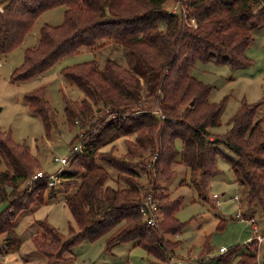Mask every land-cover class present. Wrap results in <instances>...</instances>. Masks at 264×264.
<instances>
[{"label": "trees", "instance_id": "16d2710c", "mask_svg": "<svg viewBox=\"0 0 264 264\" xmlns=\"http://www.w3.org/2000/svg\"><path fill=\"white\" fill-rule=\"evenodd\" d=\"M60 5L66 6L63 22L41 26L37 43L25 49L11 81L42 75L65 56L112 38L127 49L128 63L107 58L100 67L91 59L61 69L85 95L81 100L63 95L67 125L73 130L79 121L86 129L71 141H82L83 151L71 155L57 182L67 191L77 187L65 199L76 226L70 224L66 235L38 220L41 230L31 236L47 264L70 259L65 254L72 247L108 233V249L133 242L153 264H169L181 243L173 236L186 221L177 216L182 196L172 198L159 181L175 174L177 162L191 170L200 195L210 199V180L222 172L218 158L224 157L236 181L248 186V203H258L264 212V111L258 114L264 101L243 99L229 128L218 132L227 98L211 100L213 86L191 73L197 61L251 65L247 49L254 32L264 27V0H0V55L20 46L37 18ZM24 101L41 116L49 134L57 115L45 86L28 91ZM140 102L144 106L138 109ZM118 137H125L123 154L115 146L105 149ZM40 167L29 144L0 127V203L7 201L0 211L3 253L18 244L17 216L56 195L57 183L49 185L47 170L28 182ZM149 194L159 206L155 225L140 209ZM224 224L220 219L218 227ZM210 237L202 245L199 264H207L203 260L211 252ZM260 248L264 245L248 241L214 258L227 262L239 253L237 264H264Z\"/></svg>", "mask_w": 264, "mask_h": 264}, {"label": "rangeland", "instance_id": "374dc122", "mask_svg": "<svg viewBox=\"0 0 264 264\" xmlns=\"http://www.w3.org/2000/svg\"><path fill=\"white\" fill-rule=\"evenodd\" d=\"M172 4L173 2H171L172 9H175ZM65 9L66 6L60 5L43 12L26 35L23 43L12 52L0 55V127L11 130L16 141H25L29 144L32 153L39 158L42 165L37 171L41 169L50 173L57 172L62 167V164L54 159L55 156L69 155L73 137L79 134L84 127L79 122L77 123L79 126L71 130L67 125L63 95L66 94L74 100H81L85 95L63 76L61 69L64 66L91 59H95L100 67L105 64L107 58H114L124 64L128 63L127 49L112 38L103 46L84 47L77 53L65 56L42 76L23 82L11 81L14 69L24 60L25 49L37 43L41 26L45 23L63 22ZM247 53L252 59V64L247 67L235 68L230 64L210 60L197 61L191 70L196 78L213 86L211 100L220 101L224 97L227 98L225 110L221 115L222 123L215 128L218 132H224L229 128V119L243 99L248 102L264 101V27L254 32V40L249 45ZM40 86H45L46 97L57 115V124L49 134H47L41 116L33 113L24 101V96L28 91ZM263 111L264 104L260 107L258 114L261 115ZM177 144L181 147L180 141ZM112 146H115L117 154L125 153L127 149L125 137L116 138L105 149H110ZM229 153L233 154L230 151ZM218 165L222 172L210 181L208 195L210 199L214 192L221 195L222 203L219 208L212 203L213 200L200 195L192 180L191 170L181 162L174 164L176 172L171 178L159 181L160 185L166 187L172 198L178 196L183 198V205L177 216L182 221H186V225L179 235L173 236L179 238L181 243L175 249L176 256L170 263L189 260L188 262L192 264L194 259L198 261L202 245L207 235H211V252L205 258L208 264H237L239 253L227 262H218L214 257L223 253L220 251L222 246L229 250L239 243L250 241L254 236L252 223L248 219L250 215L255 216L261 228L260 232L264 230V212L258 203L251 205L248 203V186L236 181L235 173L224 157L218 158ZM65 167L67 168V165L63 168ZM110 171L114 174V170L110 169ZM142 180L145 181L146 176H142ZM76 188L74 185L70 191H67L60 183H57L55 197L46 196L45 203L31 210L22 211L17 216L15 228L18 244L14 251L3 253L1 247L4 246L5 241L0 236L1 264H47L45 256L35 249L31 236L41 230L38 220H47L68 235L69 225L76 226V223L65 199ZM237 193L240 198L238 201L233 199ZM6 205L7 201L1 202L0 211ZM237 212H241L245 217H236ZM220 219L224 220L223 227H218ZM110 236L111 233H108L96 241H84L72 247L65 254L71 257L70 259L54 264H71V261L75 262L74 264L85 262L88 264H118L128 255L126 247L131 242L112 244L108 249L107 242ZM263 245L264 243L260 246ZM263 250L260 248V253ZM148 260L151 258L141 247L133 250L131 254L133 264L136 262L139 264V261L142 264H153L152 260V263Z\"/></svg>", "mask_w": 264, "mask_h": 264}, {"label": "built area", "instance_id": "2783aa9c", "mask_svg": "<svg viewBox=\"0 0 264 264\" xmlns=\"http://www.w3.org/2000/svg\"><path fill=\"white\" fill-rule=\"evenodd\" d=\"M142 106H144V102H140L138 104V109H140ZM149 108L150 107H147V109H149ZM77 123H79V121H77ZM82 129L83 130L79 131L80 137L83 136L86 128L83 127ZM83 149H84V143L82 141H78L71 146V153L69 155L62 156V157L55 156L54 159L56 161H59L62 164V167L59 169V171L51 173L49 185L53 186L60 180L59 173L63 170V167L65 165H68L70 158H71V155L75 154L77 152H81V151H83ZM43 175H44V171L40 169L32 175V177L29 179L28 182H32V181L38 179L39 177H41ZM233 199L237 200V201L240 199L238 193L233 196ZM212 200H213L215 206L219 208L220 203H222L221 195L218 194L217 192H214L212 194ZM140 209H141L143 217L147 220V222L150 225H155L157 223L158 217L160 216V212H159L158 202L156 199H154L153 195L149 194L146 196V198L143 199ZM236 217L244 218L245 215H243L241 212H237ZM248 219L252 223L253 231H254V236L250 239V241H256L258 243V245L263 244L264 243V230L262 232H260L261 228H259V226L256 222V218L254 216H250ZM226 250L227 249L224 246L220 248L221 252H225ZM180 263L181 264H189L190 262H188L186 260L185 261L181 260V261H176V262L173 261L172 263H169V264H180ZM83 264H88V263L85 262ZM192 264H199V262L193 261Z\"/></svg>", "mask_w": 264, "mask_h": 264}, {"label": "crops", "instance_id": "0c3cea01", "mask_svg": "<svg viewBox=\"0 0 264 264\" xmlns=\"http://www.w3.org/2000/svg\"><path fill=\"white\" fill-rule=\"evenodd\" d=\"M39 76H42V75H39ZM217 131V130H216ZM213 179V178H212ZM211 179V180H212ZM210 180V181H211ZM253 215V214H252ZM251 216V215H250ZM254 216V215H253ZM255 217V216H254ZM256 222H257V220H256ZM179 235V234H178ZM177 239H179V238H177ZM126 243H130V242H126ZM123 244V243H122ZM128 247H126V248H128V255L124 258V260H122L121 262H118V264H133V262L131 261V254H132V252H133V250L134 249H136V248H138L139 246H136L135 245V243H133V242H131V244L130 245H127ZM223 247V246H222ZM221 248V247H220ZM116 255V254H115ZM198 256H199V254H198ZM193 260V259H192ZM148 261H150L151 262V260H148ZM186 261H189V260H186ZM191 261V260H190ZM193 261H195V259L193 260ZM203 262H205V263H207L208 264V262L206 261V259H204L203 260ZM75 263V262H74ZM152 263V262H151ZM136 264H138V262H136ZM139 264H142L140 261H139Z\"/></svg>", "mask_w": 264, "mask_h": 264}]
</instances>
